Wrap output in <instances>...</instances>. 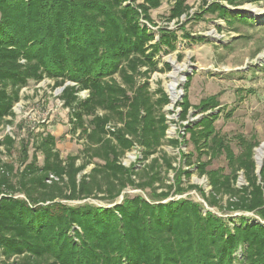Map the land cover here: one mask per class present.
<instances>
[{"label": "trees", "instance_id": "trees-1", "mask_svg": "<svg viewBox=\"0 0 264 264\" xmlns=\"http://www.w3.org/2000/svg\"><path fill=\"white\" fill-rule=\"evenodd\" d=\"M164 1L0 0V127L12 125L7 119L14 117L20 91L47 78L61 89L70 131L82 140L78 154L62 158L55 137L38 132L31 159L23 148L18 167L0 161V264H264V159L257 173L253 146L238 138L242 149L235 156L214 129L218 114H207L184 128L182 143L193 151L180 153L178 169L162 149L180 146L166 138L167 95L159 84L151 91L149 82L154 73L170 70L159 56L176 47L175 31L159 27L156 36L148 27L156 26L150 13ZM220 1L224 5L211 4L204 14L228 24L248 23L230 8L264 2ZM189 9L186 0H172L167 23H179ZM217 99L206 98L197 109L211 112ZM178 106L184 122L191 107L187 97ZM14 144L6 134L0 149L10 155ZM134 147L141 166L125 167L121 159ZM220 156L227 174L207 169ZM191 167L206 178L208 194L195 185L182 187ZM169 172L173 180L166 184ZM239 173L245 185L237 187ZM126 189L148 199L125 197L112 207L63 203H114ZM189 190L211 208L251 213L258 221H226L202 214L187 199L168 200L171 191Z\"/></svg>", "mask_w": 264, "mask_h": 264}, {"label": "rangeland", "instance_id": "rangeland-1", "mask_svg": "<svg viewBox=\"0 0 264 264\" xmlns=\"http://www.w3.org/2000/svg\"><path fill=\"white\" fill-rule=\"evenodd\" d=\"M186 3L190 8L188 15L182 16L177 24L166 21L172 0H165L159 9L150 13L156 26L148 27L154 35H158L159 27L175 31L177 35L175 50L159 56L162 63L170 66V70L154 73L149 81L151 91L159 84L169 100V104L163 108L168 125L166 138L178 139L180 142L178 148L164 144L162 149L173 158L172 165L178 169L181 165L180 153L188 154L193 151L191 144L184 146L182 143L184 128L196 124L207 114H218V119L213 124L215 131L224 137L235 156L239 155L242 149L238 138L253 146L252 159L256 167H259L256 162V151L264 144V2L229 9L234 17L236 13L245 15L247 24L239 23L235 19L233 23L228 24L218 19L216 15L204 14L211 4L224 5L220 0H186ZM184 34H189L190 38H185ZM162 63L159 68H162ZM177 67L181 68L182 72H178L173 78L172 73ZM173 79L176 81L177 94L174 102L167 90ZM60 94L61 89L55 88L53 81L47 78L39 83L29 82L20 91V99L12 109L14 117L7 119L12 121V125L0 127V140L7 134L15 142L10 155L0 149L3 153L0 156L1 162H9L18 167L23 156V148H26L31 159L34 151L31 139L38 132L51 133L55 137L56 149L62 158L80 152L82 140L78 134H72L70 131L68 110L63 108L58 99ZM81 96L85 97V94ZM184 96L191 107L187 120L181 122L178 103ZM211 96H217L219 106L211 112L201 113L197 106ZM187 138L188 136H185V139ZM139 158L140 150L134 147L122 157L121 163L125 167L133 163L139 167L141 166L137 162ZM37 159V163L41 165L42 157L39 153ZM202 160L207 159L202 157ZM192 161H195V155ZM181 168L185 169L184 166ZM207 169H222L225 174L229 173L224 156L212 160ZM189 172V179H182V187L195 185L208 194L206 178L199 177L195 167H191ZM173 175V172L168 173L166 184L172 182ZM242 185H245V180L242 173H239L236 186ZM170 194L168 200L187 199L199 204L202 207V214L210 212L226 221L241 216L249 221H258L251 213L229 214L218 208H211L195 190L186 191L181 195L171 191ZM136 195L148 199L146 193L140 190L126 189L114 203L97 199L63 203L69 206L88 204L95 207H112L121 203L125 197Z\"/></svg>", "mask_w": 264, "mask_h": 264}, {"label": "bare ground", "instance_id": "bare-ground-1", "mask_svg": "<svg viewBox=\"0 0 264 264\" xmlns=\"http://www.w3.org/2000/svg\"><path fill=\"white\" fill-rule=\"evenodd\" d=\"M178 72H182V69L177 67L175 68V72L172 73L173 74L172 77L175 78V75ZM175 87H176V81L175 79H173V81L167 87L168 88L167 90L170 93V97L173 102L177 97V94L175 92ZM263 156H264V144H262L261 147L256 151V162L258 166H260Z\"/></svg>", "mask_w": 264, "mask_h": 264}, {"label": "water", "instance_id": "water-1", "mask_svg": "<svg viewBox=\"0 0 264 264\" xmlns=\"http://www.w3.org/2000/svg\"><path fill=\"white\" fill-rule=\"evenodd\" d=\"M262 161H263V159H262ZM261 166H262V162H261L260 166H259V167H257V173L259 172V170H260Z\"/></svg>", "mask_w": 264, "mask_h": 264}]
</instances>
